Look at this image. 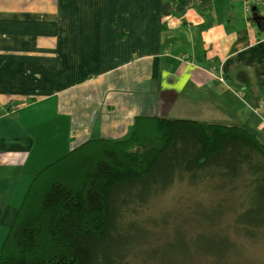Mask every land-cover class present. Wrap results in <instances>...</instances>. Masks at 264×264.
Here are the masks:
<instances>
[{
  "label": "crops",
  "instance_id": "obj_1",
  "mask_svg": "<svg viewBox=\"0 0 264 264\" xmlns=\"http://www.w3.org/2000/svg\"><path fill=\"white\" fill-rule=\"evenodd\" d=\"M264 0H0V248L33 176L137 116L264 144ZM264 16V15H263Z\"/></svg>",
  "mask_w": 264,
  "mask_h": 264
},
{
  "label": "trees",
  "instance_id": "obj_2",
  "mask_svg": "<svg viewBox=\"0 0 264 264\" xmlns=\"http://www.w3.org/2000/svg\"><path fill=\"white\" fill-rule=\"evenodd\" d=\"M167 195L176 206L154 211ZM255 248L264 144L239 126L137 116L33 176L0 264H264Z\"/></svg>",
  "mask_w": 264,
  "mask_h": 264
},
{
  "label": "rangeland",
  "instance_id": "obj_3",
  "mask_svg": "<svg viewBox=\"0 0 264 264\" xmlns=\"http://www.w3.org/2000/svg\"><path fill=\"white\" fill-rule=\"evenodd\" d=\"M258 14L260 16H263L264 15V10L258 6ZM178 189V188H176ZM173 200V199H172ZM170 200V196H164V197H160L158 199H156L155 201V205L153 206L154 207V211H158L159 209H163V208H168L169 207H173L174 205L176 206V203H175V200ZM255 253L256 255H258L259 257L262 255L264 256V249H261L259 250L258 248H255Z\"/></svg>",
  "mask_w": 264,
  "mask_h": 264
},
{
  "label": "water",
  "instance_id": "obj_4",
  "mask_svg": "<svg viewBox=\"0 0 264 264\" xmlns=\"http://www.w3.org/2000/svg\"><path fill=\"white\" fill-rule=\"evenodd\" d=\"M251 13H252L251 19H252V22H253L254 24L257 25L259 21L264 20V16H260V15L258 14L257 7H256V6H253V7L251 8Z\"/></svg>",
  "mask_w": 264,
  "mask_h": 264
},
{
  "label": "flooded vegetation",
  "instance_id": "obj_5",
  "mask_svg": "<svg viewBox=\"0 0 264 264\" xmlns=\"http://www.w3.org/2000/svg\"><path fill=\"white\" fill-rule=\"evenodd\" d=\"M263 21H264V20H263ZM263 21H260L259 23H261V22L263 23Z\"/></svg>",
  "mask_w": 264,
  "mask_h": 264
}]
</instances>
